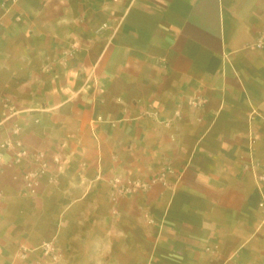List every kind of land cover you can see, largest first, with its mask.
<instances>
[{"label": "crops", "instance_id": "0c3cea01", "mask_svg": "<svg viewBox=\"0 0 264 264\" xmlns=\"http://www.w3.org/2000/svg\"><path fill=\"white\" fill-rule=\"evenodd\" d=\"M262 27L264 0H0V95L51 73L20 137L50 143L49 112L73 133L35 195L4 155L0 240L52 239L70 264H264Z\"/></svg>", "mask_w": 264, "mask_h": 264}, {"label": "rangeland", "instance_id": "374dc122", "mask_svg": "<svg viewBox=\"0 0 264 264\" xmlns=\"http://www.w3.org/2000/svg\"><path fill=\"white\" fill-rule=\"evenodd\" d=\"M43 60L45 62L46 56L43 57ZM45 64L43 66V70L41 68L40 71V77H36L32 79L31 83L32 85H27V91L28 93L26 94V91L22 87V92L20 93L19 89L16 88L14 91L11 92L10 95H0V106L2 107V113L0 114V119L2 117L3 111L5 110L6 112H9V107H12L13 111H15V114L7 120L4 124H7L8 131L11 127V123L13 121H16L17 124L20 126L21 124L18 123L22 121L23 123L25 122V126L27 129L31 132V134H34L35 131V125L32 117H29V112L30 114L36 113L37 111L29 110L26 111L28 108H46L51 105V98H50V86H51V76H50V71H47L45 69ZM35 77V76H33ZM32 77V78H33ZM17 84L19 85V82L17 81ZM41 87V89H40ZM7 104V107L6 105ZM41 112V111H38ZM38 118V117H37ZM66 116L65 114H57V113H48V116L46 115L44 118H42L43 122L46 123L48 126L47 129L43 130L44 134L51 137V142L50 143H45L44 145H31V144H25V146L30 149V150H35L38 148V150H42L47 152V154L52 155V154H57L60 157L61 165L65 161L64 168L68 166L71 161L70 159H67L69 154L67 153V150L72 147V144L65 143V145H62L63 142H67V140H70V138L73 137L72 129L65 128V126L62 125L63 119H65ZM59 120V121H57ZM60 123L59 127H56L54 124ZM20 135H21V126H20ZM32 146V147H30ZM38 147V148H34ZM43 149H47L43 150ZM57 151V152H56ZM55 152V153H54ZM68 160V161H67ZM11 159L7 161L8 166L10 168H13L12 166H19L23 164L26 168L25 163H20V164H11ZM84 168V163L79 162L74 164V169L77 171H82ZM113 178L108 179V183L111 186L112 191H118V194L120 193L121 190L124 191V187L122 188L120 184H123L121 181L123 179H119V182L117 185L113 184L112 181ZM127 185L130 186L131 183L128 179H125ZM127 186V187H128ZM12 230H7L5 233V237L0 240V264H28V262H33V264H70L64 262L65 257L62 255L60 260L56 263H53L50 261L49 258L43 257L41 254L38 252L35 254V256H31V253H29L26 257L22 256V247L27 246V247H35V243L25 240H20L18 239V233L17 231H14V228H11ZM41 243V242H40ZM39 243V244H40ZM38 244V245H39ZM37 246V245H36ZM34 253V252H33ZM62 254V250H61ZM74 261V260H73ZM71 264H83L82 258H77L74 263ZM91 264H101L100 260L98 258H95L94 261Z\"/></svg>", "mask_w": 264, "mask_h": 264}, {"label": "built area", "instance_id": "2783aa9c", "mask_svg": "<svg viewBox=\"0 0 264 264\" xmlns=\"http://www.w3.org/2000/svg\"><path fill=\"white\" fill-rule=\"evenodd\" d=\"M102 25L100 29L104 28ZM254 46L258 48L264 47V27L260 28L258 39L254 42ZM68 51V50H67ZM67 51H64L66 54ZM194 103L199 106L202 100L195 99ZM7 107V104H5ZM9 107V112L3 111L0 119V125H3L9 120L15 111ZM4 155H7L11 159V164L25 163L26 169L22 175L25 190L30 195H35L40 187L43 177H47L49 181H56V170L61 167L60 157L57 154L49 155L47 152L42 150H30L28 149L22 138L20 137V126L16 121L11 123V127L7 135L0 141V171L4 164ZM113 184L117 185L119 178L112 179ZM131 186H136V182H131ZM127 191L128 187L124 184H120ZM264 205V202L261 203ZM22 256L26 257L29 253H39L43 257H47L51 262L56 263L60 260L62 254L60 247L54 242V240H43L39 245L35 247H22ZM33 264V262H28Z\"/></svg>", "mask_w": 264, "mask_h": 264}]
</instances>
